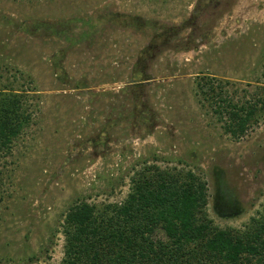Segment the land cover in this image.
Instances as JSON below:
<instances>
[{
  "label": "rangeland",
  "instance_id": "obj_1",
  "mask_svg": "<svg viewBox=\"0 0 264 264\" xmlns=\"http://www.w3.org/2000/svg\"><path fill=\"white\" fill-rule=\"evenodd\" d=\"M210 79L260 102L239 140ZM2 90L30 121L0 155V264H64L69 209L151 167L200 175L221 229L264 212V0H0Z\"/></svg>",
  "mask_w": 264,
  "mask_h": 264
},
{
  "label": "trees",
  "instance_id": "obj_2",
  "mask_svg": "<svg viewBox=\"0 0 264 264\" xmlns=\"http://www.w3.org/2000/svg\"><path fill=\"white\" fill-rule=\"evenodd\" d=\"M214 83L200 88H210L204 96L220 119L228 116L226 132L239 140L257 122L260 102L243 104ZM21 95L0 91V155L30 121ZM207 191L193 170L151 167L132 179L121 205L99 211L75 204L65 218L64 264H264V212L241 230L221 229L205 210ZM158 230L164 237L155 239Z\"/></svg>",
  "mask_w": 264,
  "mask_h": 264
}]
</instances>
